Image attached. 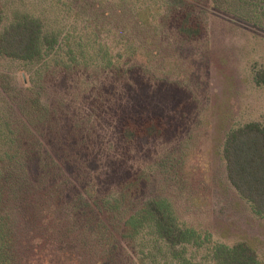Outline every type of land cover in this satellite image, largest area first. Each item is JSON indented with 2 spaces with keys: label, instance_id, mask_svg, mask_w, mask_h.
Segmentation results:
<instances>
[{
  "label": "trees",
  "instance_id": "1",
  "mask_svg": "<svg viewBox=\"0 0 264 264\" xmlns=\"http://www.w3.org/2000/svg\"><path fill=\"white\" fill-rule=\"evenodd\" d=\"M70 1L74 20L86 15L83 29L54 30L19 12L4 23L0 9V58L29 67L31 85L15 94L0 77L7 99L0 114V264H16L17 222L46 244L84 236L105 264H125L130 255L141 264H201L187 258V247L201 248L210 236L180 228L167 201L140 200L149 176H134L129 164L135 147L186 126L182 121L192 114L186 92L163 80L151 84L135 64L142 45L123 36L127 22L118 18L132 13L129 3H114L121 36L111 47L101 39L109 31L99 21L109 14L100 0ZM194 12L185 0H172L160 21L180 19L176 35L194 41L202 28ZM134 27L145 29L141 22ZM54 80L69 90L58 102L48 96ZM223 159L230 185L264 219V126L231 130ZM208 255L207 264H262L247 242L213 244Z\"/></svg>",
  "mask_w": 264,
  "mask_h": 264
},
{
  "label": "rangeland",
  "instance_id": "2",
  "mask_svg": "<svg viewBox=\"0 0 264 264\" xmlns=\"http://www.w3.org/2000/svg\"><path fill=\"white\" fill-rule=\"evenodd\" d=\"M121 1L129 3L133 14L128 18L118 17L114 11V3ZM185 1L202 22L201 34L194 41L176 35L180 19L161 23L160 17L167 13L172 0H142L139 5L136 0H100L109 14L99 21L104 24L103 32L109 31L108 38L101 39L114 47L121 36L115 17L126 21L123 36L142 45L133 60L146 71L147 80L151 84L163 80L166 86L181 88L192 106V114L184 118L186 126L178 134L165 130L148 146L135 147L129 164L134 176H149L140 200L167 201L180 228L210 236V243L201 248L187 247V258L207 264L211 245L247 242L264 264V219L256 216L230 185L223 159L224 143L231 130L253 122L264 126L263 0H226L218 6L205 0ZM69 4L70 0H0V9L4 23L19 12L41 18L54 30L83 29L86 15L74 20ZM229 10L238 13L237 17L226 12ZM140 22L144 30L134 27ZM4 76L15 94L31 88L30 68L20 62L0 58V77ZM57 82L48 84V96L56 102L69 92L67 82ZM5 102L0 89V114L5 111ZM18 224L16 264H105L103 254L97 249L91 251L84 236L71 235L62 244L55 240L46 244L40 235L30 229L24 232ZM130 256L125 264H141L137 256Z\"/></svg>",
  "mask_w": 264,
  "mask_h": 264
}]
</instances>
